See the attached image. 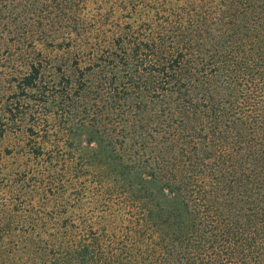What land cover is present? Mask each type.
<instances>
[{"label":"rangeland","instance_id":"374dc122","mask_svg":"<svg viewBox=\"0 0 264 264\" xmlns=\"http://www.w3.org/2000/svg\"><path fill=\"white\" fill-rule=\"evenodd\" d=\"M250 3L0 0V225L23 224V234L0 231L8 248L30 228L28 202L29 210H15L24 197L43 207V220L55 219L47 215L55 198L44 207L23 187L33 174L50 178L75 206L80 178L117 180L143 203L181 208L185 222L194 216L189 223L207 245L209 224L193 212L182 181L203 171L212 172L213 184L224 181L216 146L226 139L227 122L241 125L243 106L223 61L232 54L253 63L257 56L251 39L233 33L239 18L256 28ZM175 47L189 48L176 52L181 64L171 69L158 56ZM137 50L146 66L124 62L125 52ZM29 75H37L30 86ZM239 133L230 134L234 143L242 142ZM164 233L172 251L166 264L205 256L198 239L172 243Z\"/></svg>","mask_w":264,"mask_h":264},{"label":"trees","instance_id":"16d2710c","mask_svg":"<svg viewBox=\"0 0 264 264\" xmlns=\"http://www.w3.org/2000/svg\"><path fill=\"white\" fill-rule=\"evenodd\" d=\"M132 1L140 5V0ZM250 6L256 28L251 30L249 17L243 10L242 14L248 18L238 16L233 33L238 38L251 39L257 56L253 63H238L232 54L223 61L228 76L240 91L243 106L241 125L235 127L234 122H227L226 139L216 146L217 154L224 161V181L213 184L214 176L207 171L194 177L192 183L182 181L193 198V212L196 215L197 210L201 211L203 220L209 224L207 245L201 244L196 225L189 223L194 221V216L185 222L181 208L143 203L128 194L117 180L103 176L80 178L79 206H75L66 202L64 190L52 189L50 178L33 174L27 177L23 187L31 188L29 195L41 200L44 207L55 198L47 214L55 219L43 220V207L30 204L24 197L15 210L18 213L29 210L28 202L33 212L29 231L23 237L22 227H17L23 226L20 221L1 223L0 231L16 229L22 234L11 240L13 244L9 241L10 248L0 237L3 250H0V264H166L172 251L164 232L172 243L198 239L197 246L200 244L199 249L206 253L198 262L194 258L193 264H264V137L261 135L264 129V0H251ZM185 48L161 49L158 58L164 66L170 63L171 69H176L175 65L182 60L176 52L184 55L189 47ZM124 54V62L148 64L149 59L140 50ZM34 76L26 77L28 86L34 82ZM234 128L243 136L241 143H234L229 137ZM225 173L236 174L228 177ZM182 183L176 187L181 193ZM142 184L141 189L145 187V193L149 192L146 184ZM173 199L185 202L176 193Z\"/></svg>","mask_w":264,"mask_h":264}]
</instances>
